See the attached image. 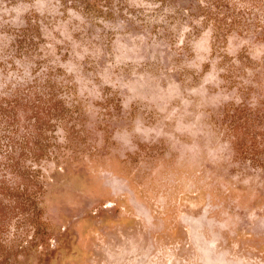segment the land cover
<instances>
[{"label": "rangeland", "instance_id": "1", "mask_svg": "<svg viewBox=\"0 0 264 264\" xmlns=\"http://www.w3.org/2000/svg\"><path fill=\"white\" fill-rule=\"evenodd\" d=\"M0 264H264V0H0Z\"/></svg>", "mask_w": 264, "mask_h": 264}]
</instances>
